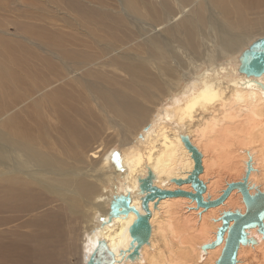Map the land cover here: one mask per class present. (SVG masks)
Listing matches in <instances>:
<instances>
[{
	"label": "bare ground",
	"instance_id": "bare-ground-1",
	"mask_svg": "<svg viewBox=\"0 0 264 264\" xmlns=\"http://www.w3.org/2000/svg\"><path fill=\"white\" fill-rule=\"evenodd\" d=\"M68 2L103 30L89 26L97 31L86 35L89 47L69 39L70 51L64 36H46L56 27L44 36L39 25L36 35L27 28L9 33L15 39L0 52V236L29 238L31 226L43 227L45 217L54 224L65 214L82 230L84 264L99 239L113 252L112 264H215L223 241L206 251L201 246L216 239L224 211H244L236 188L205 210L180 194L149 200L148 241L133 259L128 228L135 214L102 216L101 224L97 210L105 212L113 193L104 185L112 146L119 148L113 158L121 181L117 192L132 194L130 205L140 213L142 194L133 192L148 169L157 188L194 192L190 183L172 181L195 166L180 127L202 155L203 199L214 200L229 183L242 182L247 169L249 192L264 190V90L258 86H264V72L247 78L239 63L226 65L264 23V0H105L98 8L89 0ZM3 34L8 32L0 22V42ZM8 51L20 54L10 66L1 59ZM26 55L47 58L52 70H27ZM179 87L180 94L174 92ZM16 120L23 130L10 128ZM89 139L94 146H82ZM16 210L27 216L12 221ZM247 232L256 241L239 246L236 263L264 264V235L256 227ZM22 245L8 240L0 250L18 261Z\"/></svg>",
	"mask_w": 264,
	"mask_h": 264
},
{
	"label": "rangeland",
	"instance_id": "rangeland-1",
	"mask_svg": "<svg viewBox=\"0 0 264 264\" xmlns=\"http://www.w3.org/2000/svg\"><path fill=\"white\" fill-rule=\"evenodd\" d=\"M15 1L16 2H14V3L13 2L7 3L8 0H0V12H1L0 13V22L2 24H4V29L6 32H8V34H3L5 40L0 42V50H1L0 52H4V50H3L5 47L4 45L8 46V43H10V41L12 39H15L12 35H9V33L16 35V34H19L24 28H27V31H29L31 29V31L34 32V35H36L35 34L36 31H38V30H36L38 28L37 26L40 25V27H42V28H43V26H45V28H43L44 32L42 33V31H41V34H43L45 36V34H49L51 32L49 35H46V36L51 35L50 37H52L53 36L52 34L56 33L53 38H58V35H61L62 37L64 36L63 38L65 41V46L70 51L74 47L73 46L74 41H76L78 44L81 43L80 45H82V46L85 43L87 46L84 45V47H89L90 42H88L89 44L87 43L88 39H87L86 35H89L90 32H93L95 30H97V31L102 30L101 27H98L99 24L97 22H95L94 20H91V19L90 20L86 19L87 16L85 13H82V11L79 12V11H76L73 9H72L73 11H71V9H70L71 4H69L68 0H67V8H66V4L64 5V2L66 0H19V1L15 0ZM71 1L75 2L77 0H71ZM104 1L105 0H89V4L93 5L92 7H94V8H98L104 4ZM111 1H114V0H111ZM53 4H54V6H53ZM48 5H50V6H48ZM58 5H60L62 8H59ZM68 5L70 7H68ZM55 6H57V7H55ZM26 14H28V15H26ZM242 14L244 15V13H242ZM14 15H15V17H13ZM17 16H19V17H17ZM74 16L76 17V20H78L79 18L80 19L78 21H75L74 19L71 18ZM51 17L55 18V19H52ZM248 17H250V15ZM87 18H89V17H87ZM42 21H46V22H42ZM82 21H83V23H82ZM50 22H51V25L48 24ZM89 22H91L92 24L91 23L89 24ZM53 23H55V24H53ZM76 23H78L79 25L77 24L76 26H73ZM80 24L81 25L83 24L84 26L83 25L81 26ZM96 24H98V25H96ZM30 25H34V26H30ZM85 25H88V26H85ZM91 25L93 28L95 27L96 29L94 28L95 30L91 31L93 29V28L91 29V27H89ZM94 25H96V26H94ZM49 27H50V29L51 28L54 29L56 27L57 30L54 29L55 30V32H54V30L52 29L53 31H51L50 29H48ZM98 28H100V29H98ZM49 30H50V32H49ZM61 30H63L64 32H62ZM46 31H48V32H46ZM97 31H95L94 33L97 34ZM77 32H79L78 33L79 35L77 34ZM87 32H89V33H87ZM57 33H58V35H57ZM98 33H100V32L98 31ZM65 35L68 38H66ZM72 35H75V36H72ZM262 35H264V23H259L258 26L255 27L253 33H251L249 35V37L247 38V42L245 44L241 45L238 50H240V52H241L250 44V42L252 40H254L255 38L262 36ZM70 36H72V37H70ZM85 36H86V38H85ZM76 38H78L79 41ZM69 39H75V40L70 41ZM80 40H81V42H80ZM92 41L95 42L94 40H92ZM5 43H7V44H5ZM2 46H3V48L1 49ZM30 47L32 50H34V49L37 50L36 45L35 46L31 45ZM17 52L18 51H15V52L8 51L6 53H2L1 59H3L4 65L10 66L12 64L11 62H13V61H11L12 57H15V59H16L20 55L19 52L18 53ZM240 54H239V51H238V54L234 53V55L236 57L234 56L232 58L233 60H227L228 62L226 63V65L229 67L233 63L234 64L239 63L238 59H239ZM38 55H40L41 57H44L43 53L40 54L38 52ZM27 58L29 59L28 55H26V59ZM46 59L47 58H45V62H43V60L41 62L40 60L31 57L28 60L29 66L27 64V70H44V69L45 70H52V68L49 64L50 63L49 60L48 59L46 60ZM230 61H233V63L231 62V64H230ZM225 62H224V64H225ZM42 63H45V65L43 64L44 65L43 66ZM46 64H48L50 67H48V65L46 67ZM16 70H18V69H16ZM57 70H60V67H59V69L57 68ZM182 86H183V82H182ZM174 92H178L180 94V87H179V89H176V91H174ZM80 102L81 101L77 102L76 104L78 105ZM36 109H37V111H40L41 108L37 107ZM22 116H24V114ZM146 120L147 119H145L142 123H144ZM10 128L12 130H23V124L21 122H19L18 120L11 121ZM82 146H85L87 148H91V146L93 147L94 146L93 145V139L86 140L85 142L82 143ZM117 149H119V148L117 147ZM117 149H116V147L112 146V149L109 150V153L112 156L110 159L108 158L109 161L107 159V162L109 164H107V166L105 168V174H110V179L104 185H106L108 188H110L113 193L110 195V198L103 205L105 212L97 210V212L99 214V218H100V219L98 218L100 223H102L101 222V220L103 218L102 216H106L108 214L107 211H108L109 200L112 198L113 195L118 194L117 191L119 190V188H121V181L119 180L120 178L117 175V174H119V170L115 169V167H114L117 164V162H115L114 161L115 159H113L114 157H116L115 155H117L116 154V151H118ZM87 160L89 161L90 157H88ZM21 201H22V199L19 198L18 203H20ZM25 216H27V214L24 211L16 210L12 215V221H14V222L19 221L20 219L24 218ZM59 217H61V218H59L60 221L54 220V222H55L54 224H53V222H49L48 217H45V219L47 218L46 222H48V223L46 224V222L43 221V222H45V225L43 227L31 226L28 229V230H30V229L32 230L29 233V235H31V236H29V238H27L23 235H21L23 237H20L19 233L15 234V236H14V234H9V233L3 234V236H5V237L0 236V244H4V241H8V240H11L14 242H19L20 244L21 243L23 244L21 247H19V249H17L18 255H16L17 252H15V256L18 257V261L16 260L17 258H14L15 261L11 260L10 258H6V256L0 250V264H49V263H51V264H84V261H85L84 260V251L82 249L83 248L82 244L80 243L81 239L79 240V238H78V236L81 234L82 230L81 229L77 230L74 227L75 223L72 222L71 220H68V218L66 217L65 214H62V216L60 215ZM52 221H53V219H52ZM73 221H75V220H73ZM99 222L97 221V224ZM39 226H42V224H39ZM39 228H41V229H39ZM45 231H46V234L44 233ZM79 237L81 238L82 236L80 235ZM29 240H31V241H29ZM25 241L27 243L26 245L24 243ZM81 242H82V240H81ZM30 247H31V250H30ZM24 248H25V251H24ZM26 248L30 250V251H28L30 254L28 252H26V250H27ZM40 249H42V250H40ZM21 250H23V251H21ZM22 252L23 253L25 252L24 253L25 255H23ZM19 255H21L22 258L19 257ZM25 257H26V259H25ZM41 257H43V258H41ZM3 258H5V259H3ZM19 258L22 259L23 261L20 260Z\"/></svg>",
	"mask_w": 264,
	"mask_h": 264
},
{
	"label": "water",
	"instance_id": "water-1",
	"mask_svg": "<svg viewBox=\"0 0 264 264\" xmlns=\"http://www.w3.org/2000/svg\"><path fill=\"white\" fill-rule=\"evenodd\" d=\"M240 72L245 74L247 78L260 76L264 72V35L255 38L250 44L241 52L239 56ZM262 90L264 86L259 84ZM181 129V130H180ZM179 136L185 145V147L192 153L195 166L194 170L185 178L172 179L175 183H190L194 192H188L184 190H177L175 192L170 190H162L152 184L154 178L151 170H147V174L144 177L138 176L137 190L134 194H142L140 196L141 208L144 210V214L140 213L139 208H135L130 205V198L132 194L113 195L112 200L109 202L108 219L110 220L114 216L122 215L128 216L130 211L135 214V218L132 224L128 228L130 235L129 246L132 247L128 258L133 259L139 254V248L143 243L148 241L149 237V214L148 201L155 198L159 199L162 196L170 195H185L190 200H194L196 203V209L203 208L204 210L210 206H215L223 201V199L234 188L241 193V200L244 203V211L241 212L238 209L234 211L226 210L222 213L221 225L217 229L216 239L210 243L202 245L203 251L207 248L214 247L223 241V246L220 250V254L215 260V264H237V252L238 248L242 244L254 243L256 240L252 236H248V229L256 227V230L264 235V190L256 189L255 192L250 193L246 176L248 169L243 177L242 182H231L227 185V188L216 199L210 200L203 199V192L205 190L204 184L199 180V173L203 171L202 167V155L200 151L191 143L190 137L181 127L179 128ZM155 203V202H154ZM105 221V220H102ZM103 224V223H101ZM115 257L113 252L108 248L105 241L102 239L97 240L94 248L92 249L86 264H112Z\"/></svg>",
	"mask_w": 264,
	"mask_h": 264
}]
</instances>
